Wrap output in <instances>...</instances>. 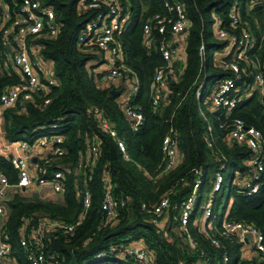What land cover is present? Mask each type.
<instances>
[{"label":"trees","instance_id":"16d2710c","mask_svg":"<svg viewBox=\"0 0 264 264\" xmlns=\"http://www.w3.org/2000/svg\"><path fill=\"white\" fill-rule=\"evenodd\" d=\"M78 1L44 0L45 5L55 13L58 33L53 39L39 40L40 54L52 64L57 85L45 95L34 96L33 103L26 105L25 112L10 109L2 115L3 138L7 143L25 141L32 144L39 137L50 133L49 125L57 124L67 150L63 163L69 168L76 164L87 144L93 142L98 146L99 156L92 169V179L87 183L91 206L84 221L70 235L60 231L48 233L44 241L45 248L54 252L61 264H130L128 259L117 256L115 250L141 243L154 264H193L197 252L187 244L185 233H188L195 240L197 250L205 251L211 264L216 263L222 251L214 248L195 226L190 229L192 223L185 230L171 219L154 225L141 211L142 204H154L163 198H167L170 203L188 198L198 171L203 180L199 189L204 186L210 189V179L222 166L215 152L208 147L206 123L198 114V102L194 97V89H191L199 68L197 52L201 39L208 58L206 74H217L209 59L211 48L218 44L210 30V11L216 1L176 0L184 6L191 23L185 42V67L177 77L168 79L160 104L154 108L151 105L150 85L155 69L163 66L164 62L157 52L142 48L143 18L140 14L142 6L146 8L145 16L161 12L162 0H128L131 18L122 36L125 64L138 81V89L131 104L140 106L144 116L143 125L136 132L131 131L121 110L119 99L124 89H120L117 96L111 95L112 91H117L115 85L100 83L99 77L93 73L99 57L97 51L77 47L78 36L91 18L90 13L78 12ZM242 15L245 16V10ZM245 20L255 34L264 29L261 7L254 8ZM255 21L258 25L254 24ZM19 81L12 67L0 64V93L4 87L16 85ZM208 92L209 89H206V94ZM45 99L49 100L46 106L43 105ZM93 108H97L102 117L114 124L126 144L130 160L122 158L114 142L99 127L91 114ZM208 119L214 131L215 144L226 157L225 171L228 170L231 177L227 190L222 186L219 192L221 196L216 200L214 210L219 212L216 222H220L228 201L232 199L228 218L252 224L264 235V175L257 194L245 196L236 193L232 181L238 178L242 180L249 174L251 152L237 144L225 143L227 123L223 117L208 114ZM231 119H239L246 126L256 128L264 144L262 107L256 94L241 102L233 111ZM169 128L176 131L180 158L172 171L161 174V143ZM0 167L9 182H15L14 172L1 157ZM105 171L108 173L106 178ZM106 179L111 184V192L117 203L121 200L124 202V206L117 207L109 220L100 209ZM82 180L81 175L75 179L74 175L66 173L59 202L16 194L8 203L10 214L5 229L10 235L12 257L16 264H28L18 243L21 219L29 217L33 223L43 218L72 223L82 211L81 202L75 195L76 188L83 189ZM198 206L200 197L197 195ZM220 241L229 255V264H257L253 260L239 259V245L223 239ZM99 254L105 257L96 259Z\"/></svg>","mask_w":264,"mask_h":264},{"label":"built area","instance_id":"2783aa9c","mask_svg":"<svg viewBox=\"0 0 264 264\" xmlns=\"http://www.w3.org/2000/svg\"><path fill=\"white\" fill-rule=\"evenodd\" d=\"M212 1H216V4L210 11V30L218 44L211 48L209 59L217 74H206L208 58L206 46L201 39L197 52L199 68L191 89H194V97L198 102V114L206 123L208 147L215 152L222 166L210 179L209 196L201 209L199 220L195 218L199 209V206L196 207L197 191L203 184L199 171L188 198L176 203H170L167 198H163L154 204H142L141 211L154 225L171 219L185 230L192 223L214 248L222 251L219 261L214 264H229L230 260L220 239L239 245L241 261L253 260L257 264H264V235L252 224L228 218L232 199L228 201L220 222H216L219 216V212L214 210L216 195L223 186L227 161L215 144L214 131L208 119V114L223 117L227 123L225 143L237 144L251 152L249 174L242 180L238 178L232 181V184L238 194H257L264 175V144L261 134L256 128L246 126L239 119H231V116L241 102L256 94L264 120V29L255 34L245 20L256 7H261L264 12V0H246L245 3L242 0ZM77 9L79 13L91 14L89 22L78 36L77 47L97 51L99 57L93 73L99 77L100 83L113 84L118 81L122 84L124 92L119 99L121 110L131 131L136 132L143 125L144 116L140 106L131 104L138 89V81L125 64L122 42L131 18L129 2L79 0ZM243 10L245 16L242 15ZM145 13L146 8L142 6L141 46L148 52H157L164 62L163 66L155 69L150 85L151 105L155 108L160 104L168 79L177 77L185 67V42L191 23L184 6L176 0H162L161 12L148 16ZM254 24L258 25V22L255 21ZM57 33L55 13L45 5L44 0H0V64L12 67L20 78L18 84L6 86L0 93V119L10 109L25 112L26 105L33 103L34 96L45 95L57 85L52 64L42 58L39 44V40L53 39ZM206 89H209L208 94ZM48 103L49 100L45 99L43 105ZM91 114L114 142L122 158L130 160L126 144L114 124L102 117L97 108H93ZM48 130V135L39 137L32 144L25 141L7 143L4 138L0 139V157L8 162L15 174V182L10 183L0 167V262L13 259L10 235L5 229L10 214L6 200L10 190L13 191V196H21L23 191L45 188L53 195L62 196L66 173L74 175L75 179L80 175L83 178V189H75L82 211L72 223L45 218L33 223L29 217L21 219L18 243L28 264H61L57 255L45 248V237L55 231L65 235L72 234L82 224L91 206V193L87 183L92 179V169L99 156L97 144H87L85 150L79 154L76 164L69 168L63 163L67 150L63 146L64 137L58 133L59 126L51 124ZM161 153V174H167L177 166L180 158L177 135L173 128H169L162 139ZM104 177H108L106 171ZM103 189L100 209L109 220L117 207L124 206V202L121 200L117 203L108 179L105 180ZM3 218L6 219L4 223ZM185 236L189 248L197 252L193 264H211L206 252L197 250L192 236L188 233ZM115 251L117 256L128 259L130 264H154L141 243L120 247ZM102 257L105 255L99 254L96 259Z\"/></svg>","mask_w":264,"mask_h":264},{"label":"crops","instance_id":"0c3cea01","mask_svg":"<svg viewBox=\"0 0 264 264\" xmlns=\"http://www.w3.org/2000/svg\"><path fill=\"white\" fill-rule=\"evenodd\" d=\"M113 85H115V88L117 89V91L115 92H119L120 94V89H122V84L120 82H114ZM118 94V95H119ZM0 139L2 140L3 136H4V130H3V125H2V117L0 119ZM12 152H15L16 151H12ZM13 191H9V194H8V197L6 198L7 202L9 203L13 198L14 196L11 194ZM13 196V197H12ZM21 196H32L33 198H38L39 200L41 201H55V200H58L61 201V196H56V195H53L48 189H37L35 191H26V192H22V195ZM6 221L5 218L2 219V223H4ZM0 264H16V262L14 261V259H10L9 261H2L0 262Z\"/></svg>","mask_w":264,"mask_h":264},{"label":"rangeland","instance_id":"374dc122","mask_svg":"<svg viewBox=\"0 0 264 264\" xmlns=\"http://www.w3.org/2000/svg\"><path fill=\"white\" fill-rule=\"evenodd\" d=\"M206 107V105L204 106V108ZM223 177H224V181H223V187L225 188V190H227V188H228V185H229V182H230V172L227 170V171H225L224 173H223ZM209 191H210V189L207 187V186H204V187H202L201 189H199L198 191H197V195L200 197V206H199V209H198V211H197V213H196V219L197 220H199L200 219V217H201V209L204 207V205H205V203H206V200H207V198H208V196H209ZM225 195H226V193H224V195H223V200H224V197H225ZM221 196V194L220 193H218L217 195H216V200L219 198ZM215 208H216V205H215ZM219 210H221V207H220V209ZM194 227H193V224H191V228L190 229H193Z\"/></svg>","mask_w":264,"mask_h":264},{"label":"water","instance_id":"95a60500","mask_svg":"<svg viewBox=\"0 0 264 264\" xmlns=\"http://www.w3.org/2000/svg\"><path fill=\"white\" fill-rule=\"evenodd\" d=\"M118 94H119V92H115V91L111 92V95H113V96H117Z\"/></svg>","mask_w":264,"mask_h":264}]
</instances>
